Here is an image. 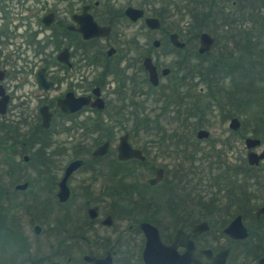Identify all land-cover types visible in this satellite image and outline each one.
Here are the masks:
<instances>
[{
  "label": "flooded vegetation",
  "instance_id": "flooded-vegetation-1",
  "mask_svg": "<svg viewBox=\"0 0 264 264\" xmlns=\"http://www.w3.org/2000/svg\"><path fill=\"white\" fill-rule=\"evenodd\" d=\"M131 1L31 4L38 28L24 42L32 55H2L0 47V254L9 251L0 264H146L144 254L163 264H264V156L247 158L263 151V139L243 135L244 119L231 114L227 137L210 142L197 115L205 101L195 61L202 31L194 39L176 30L187 24L162 23L170 2ZM128 6L142 14L131 18ZM84 12L107 28L84 36ZM123 19L142 20L150 34L123 37ZM161 55L174 59L166 64ZM248 136L260 140L248 147Z\"/></svg>",
  "mask_w": 264,
  "mask_h": 264
},
{
  "label": "trees",
  "instance_id": "trees-1",
  "mask_svg": "<svg viewBox=\"0 0 264 264\" xmlns=\"http://www.w3.org/2000/svg\"><path fill=\"white\" fill-rule=\"evenodd\" d=\"M1 1L0 10L9 13ZM163 1L171 12L161 11L162 23L172 17L175 27L188 25L185 32L176 29L182 35L196 39L208 31L215 38L208 51H196L198 85L212 96H227L223 104L235 107L225 116L244 114L264 124V0Z\"/></svg>",
  "mask_w": 264,
  "mask_h": 264
},
{
  "label": "rangeland",
  "instance_id": "rangeland-1",
  "mask_svg": "<svg viewBox=\"0 0 264 264\" xmlns=\"http://www.w3.org/2000/svg\"><path fill=\"white\" fill-rule=\"evenodd\" d=\"M54 0H2L1 2H5L6 5L8 4V6L6 7L8 10H10L9 13L5 14L4 12H2L0 10V30L1 29H5L6 28V38L5 36H2V43L0 44L1 49H3L2 55H32V48L31 47H26L28 45H26V43L24 42V40H27V37H30V31L31 30H35L38 27L35 24V18L34 16L31 15V7H40L43 4H49L52 3ZM129 0H115V6H124ZM138 0H132V3H136ZM32 4V6H31ZM63 4H61L62 6ZM31 6V7H30ZM49 6V5H48ZM151 8L150 6L148 7V9ZM40 9V8H39ZM147 14H150V12H147ZM9 17V20L7 19ZM8 20V21H7ZM177 21H175L176 23ZM5 23L8 24V26H5ZM164 23H166L167 25H172V17L168 18ZM174 23V22H173ZM142 20L137 21L136 23H130L127 19H123V21L121 23H119L117 25L118 30L122 31L123 33V37L125 38H131L134 36V34L136 32L139 33V35L136 36L138 37V39L140 41L146 39L144 36V33L147 32L148 34H150V32L146 31V27L142 26ZM180 25H184L185 22L181 21L179 23ZM4 25V26H3ZM143 32V34H142ZM44 31L40 32V34H38L39 36L44 35ZM154 36L160 37L161 35L160 33H158L157 31H153L152 32ZM149 36V35H148ZM19 43H22L21 47L19 45ZM25 49V50H24ZM27 49V50H26ZM160 60L165 62L166 64H169V62H171L174 58V55H169V56H159ZM195 61H198V58H195ZM228 79V78H227ZM227 79L225 80V84H227ZM198 87V86H197ZM27 86L24 87V89H26ZM207 91L204 92H199L202 93V95H205V101H202L200 108L198 109L199 113H197V115H203L201 118H203V122L205 123V126L207 128L210 129L211 131V135L212 136L209 140H211L210 142H212V138H218V139H224L227 137V135L229 134L227 132V130L224 131V129L227 128V123H228V119L229 117L225 116V113L227 111L228 108L233 109L235 106L231 105V104H227L226 107H223V102H222V106H221V99L220 98H216V96H212V94L210 93H206ZM222 96V95H221ZM209 97H215L217 104H210L211 106H209L207 104ZM223 98L227 99V96L223 95ZM203 102H205L208 105V109H207V113H203L202 111L204 110V105ZM236 111H240L241 110H236ZM234 112V111H232ZM151 114L154 113L150 112ZM198 116L196 117V119H198ZM240 118H244V122L245 127L242 128L241 130H243V135H250L251 133L255 134V135H260L261 138L264 141V124L261 123L259 120H255L252 117H245L244 114L240 115ZM222 120H225V122L223 124H221ZM254 123H258L259 125L257 127H253ZM226 125V127H225ZM256 130H255V129ZM209 140H204L200 142V145L202 146V148L204 147V150H208L210 148V144ZM240 142V141H239ZM238 142V144H239ZM243 146L242 150L244 153H246V148L244 146V143L242 141L241 143ZM240 144V147H241ZM215 145L217 147H222L225 146V150L228 151V154L230 153V149H228L227 145H225L224 143H221V141L219 140L218 142H215ZM257 150H260V147L256 148ZM234 150V149H233ZM184 164L187 166L189 164V160L184 159ZM258 170V168H256ZM260 173L263 172L264 173V168H261ZM207 172V171H206ZM260 178H262V175H260ZM10 250V248H9ZM8 253L9 251H6L4 254H0V260L3 257V259H6L8 257ZM75 256L77 258L80 257L79 254H75Z\"/></svg>",
  "mask_w": 264,
  "mask_h": 264
},
{
  "label": "water",
  "instance_id": "water-1",
  "mask_svg": "<svg viewBox=\"0 0 264 264\" xmlns=\"http://www.w3.org/2000/svg\"><path fill=\"white\" fill-rule=\"evenodd\" d=\"M126 13L131 18H136L137 16L142 14V9L135 8L133 6H128L126 8ZM48 15H45L44 18H46ZM83 16L88 20V25L87 26L85 25V26L81 27L82 28L81 30L83 31L84 36L88 37V36H91V35H94V34L102 33L104 31V29L107 28L105 26L97 25L91 19L92 16L89 13L84 12ZM145 20H146V23L149 26H151V27H157V26L160 25V19L158 17H156V16H147ZM170 37H171V40L176 45H178V46H183L184 45L183 42L179 41L178 35H177L176 32H172ZM214 40H215L214 36L211 35L208 31H202L200 33V35H199V42H200L199 43V47H198L199 52H205V51L209 50L211 48V45L213 44ZM146 61H147V66H148V68L150 70V73L154 75L155 74V70H154V67L151 64L149 58H147ZM231 123H232V125H236L238 123V118L236 116L232 117L231 118ZM198 134L199 135L206 134V130L201 129L198 132ZM259 140H260L259 138H253V137H250V136L245 138V142H246V145L248 147L254 146L255 144H257L259 142ZM123 146H125L127 148V151H128L129 154H132L134 152V150L133 151L128 150V145H127L126 142H124ZM263 156H264V149L260 153H257V152H255L253 150H250L247 153V158H248V161L250 163L257 162ZM76 162L77 161L73 162L71 165H74ZM68 169H70V168H68ZM68 172H69V170H68ZM139 176H140L141 179H145V180H147L150 183H153V182L158 180V177H148L147 178L141 172H139ZM140 225L143 226L145 229L146 228L155 229L154 226H152L151 224H149L147 222H141ZM106 259H107L106 264H110L109 257H106ZM144 259H145L146 264H163L161 261L158 260L157 256H150V255H145L144 254ZM94 261H95V264H98L99 260L98 259H94Z\"/></svg>",
  "mask_w": 264,
  "mask_h": 264
}]
</instances>
